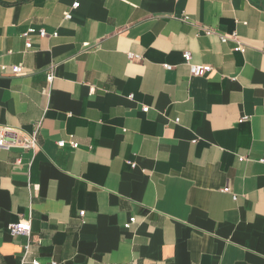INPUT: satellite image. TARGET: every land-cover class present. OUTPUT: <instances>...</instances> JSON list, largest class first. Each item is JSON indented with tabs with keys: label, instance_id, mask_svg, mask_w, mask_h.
<instances>
[{
	"label": "crops",
	"instance_id": "obj_1",
	"mask_svg": "<svg viewBox=\"0 0 264 264\" xmlns=\"http://www.w3.org/2000/svg\"><path fill=\"white\" fill-rule=\"evenodd\" d=\"M0 128V264H264V0H0Z\"/></svg>",
	"mask_w": 264,
	"mask_h": 264
},
{
	"label": "built area",
	"instance_id": "obj_2",
	"mask_svg": "<svg viewBox=\"0 0 264 264\" xmlns=\"http://www.w3.org/2000/svg\"><path fill=\"white\" fill-rule=\"evenodd\" d=\"M79 6L78 1H75L72 4V8H77ZM70 18V14L69 12L64 13V19H69ZM37 31L33 28H28L27 31L25 32V34H23V37L25 38V49H30L31 48V43L29 41V36L31 34L36 33ZM38 36L40 38H43L45 36H47L46 32L44 30H38ZM211 30H206V34H210ZM52 37L56 36V33H53L51 35ZM219 40L221 43H226V42H231L233 43V50L236 52H241L244 53L245 49L244 47L241 45V41L238 38V36L236 35L235 32L231 33L228 36H224V35H219ZM183 60L186 63V65L188 66L189 69V73L192 76H196V77H202L205 76L207 74H209L211 72V67L210 66H205V65H196V64H192L191 61V55L189 52H184L182 54ZM127 58L128 59H140V56L137 54H133L131 52L127 53ZM166 70H170L172 67L169 65H164L163 66ZM4 69L3 67L1 68V70ZM22 72V66L20 65H13L10 66L9 68V73L12 75H18ZM52 74L51 71H49L46 75L47 81H51L52 80ZM148 110L147 107L142 108V112L146 113ZM10 130L5 129V128H0V148L2 149H9L11 147H18L21 148L23 150H34L36 148V144H37V132L36 130H34L33 132L29 133V134H20V136H17V134L14 135L13 139L11 141H7L6 140V133H8ZM65 145V141H59L57 142V146L62 148ZM70 145L72 148H77V143L75 142H70ZM242 159V158H240ZM132 167H134L133 164H131ZM223 192H229L228 188H223L222 190ZM80 216L84 215V212H80L79 213ZM134 223V218H129V224ZM8 231L11 235H24V236H28L30 234V222L29 220H23L20 222H17L15 224H12L9 226ZM27 248V246H25V249ZM31 264H39V262L37 260H32ZM52 264H56V263H52Z\"/></svg>",
	"mask_w": 264,
	"mask_h": 264
}]
</instances>
